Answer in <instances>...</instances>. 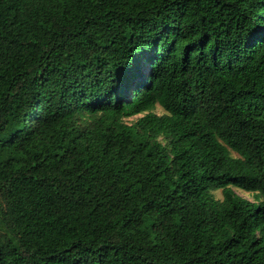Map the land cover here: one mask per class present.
<instances>
[{"label": "trees", "instance_id": "obj_1", "mask_svg": "<svg viewBox=\"0 0 264 264\" xmlns=\"http://www.w3.org/2000/svg\"><path fill=\"white\" fill-rule=\"evenodd\" d=\"M0 264H264V0H0Z\"/></svg>", "mask_w": 264, "mask_h": 264}, {"label": "rangeland", "instance_id": "obj_2", "mask_svg": "<svg viewBox=\"0 0 264 264\" xmlns=\"http://www.w3.org/2000/svg\"><path fill=\"white\" fill-rule=\"evenodd\" d=\"M153 112L158 114V115H161V114L164 113L163 109L160 106H158V105L153 109ZM141 115H143V114H141ZM141 115H139V116H141ZM126 121H128L129 123H132V122L135 121V117H133V118L131 117L130 119H126ZM231 154H232V156H236V154L233 153V152ZM233 190L235 191L236 194L248 199L249 201H253L254 200V195L252 193H248V192H246L244 190L235 189V188H233ZM213 194H214V197L216 199H221L220 190L214 191Z\"/></svg>", "mask_w": 264, "mask_h": 264}]
</instances>
